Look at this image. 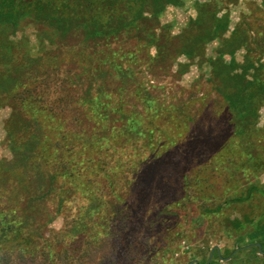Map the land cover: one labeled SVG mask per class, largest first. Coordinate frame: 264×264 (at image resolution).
I'll list each match as a JSON object with an SVG mask.
<instances>
[{"label": "rangeland", "instance_id": "374dc122", "mask_svg": "<svg viewBox=\"0 0 264 264\" xmlns=\"http://www.w3.org/2000/svg\"><path fill=\"white\" fill-rule=\"evenodd\" d=\"M206 2L229 15V27L189 57L182 35ZM103 4L72 1L66 13ZM123 7L111 2L103 13ZM139 24L144 33L129 27L107 37L89 35L86 23L62 32L32 15L16 31L0 25V56L22 65L28 84H39L46 70L54 75L61 63L44 96L72 101L49 119L18 100L0 106V212L21 224L0 237V250L13 252L5 264H264L253 235L264 228V89L257 88L264 68L253 77L257 116L243 119L218 91L212 63L238 25L264 42V0H181ZM246 51H237L238 63ZM126 67L132 79L121 92L119 68ZM136 108L154 127L151 145L150 132L118 138ZM18 111L24 125L38 126L39 138L37 147L25 146L13 133L28 153L22 160L9 135ZM74 135L78 153L57 157L52 141ZM92 137L99 139L94 155L83 149ZM28 162H42L35 175L25 174ZM35 196L44 198L40 211L29 205Z\"/></svg>", "mask_w": 264, "mask_h": 264}, {"label": "trees", "instance_id": "16d2710c", "mask_svg": "<svg viewBox=\"0 0 264 264\" xmlns=\"http://www.w3.org/2000/svg\"><path fill=\"white\" fill-rule=\"evenodd\" d=\"M80 2L88 0H0V25H6L9 29L16 31L20 20L27 16L32 15L35 18H39L48 22L49 25H54L62 32L68 31V25L86 23L89 26V35L97 37H107L110 35H116L125 28L131 27L132 29L139 30L144 33V29L139 23L143 24L153 18L157 19L158 15L166 9L168 5H177L181 0H101L107 4L98 9H83L76 13L75 16H70L66 13L69 2ZM96 1V0H95ZM123 3L125 7L116 8L118 12L111 17L104 14V9L107 8L108 3L111 2ZM51 2V3H50ZM111 8V6H110ZM220 10L209 2L203 3L199 7V15L196 20L185 31L183 36L182 51L189 57H193L205 48V45L213 39L222 37L228 30L230 18L229 15L219 16ZM141 35V34H139ZM147 37H154L152 32H148ZM250 44L255 46V49H249ZM245 47L247 51L244 54L242 63H238L236 60L237 51ZM162 52L166 51L164 46H161ZM230 55L231 60L227 61L225 55ZM4 59V60H2ZM0 106L4 101L16 102L20 101L24 105L33 106L36 112L41 113L46 119L53 117L55 114L65 109L66 105H69L72 101L67 97H58L55 100H50L44 96V90L51 86L55 80L56 74L61 71V63L55 68V74L52 75L47 70L44 72V77L38 84L37 81L32 84H28L27 78L23 71L22 65H18L14 58H8L4 54L0 56ZM264 42L257 39L248 30L242 29L240 25L236 27L232 32L230 38L226 39V43L219 49L217 57L213 59V67L216 75V83L218 91L223 95L228 102V108L230 111L235 112L243 119L256 118V111L260 105V99L254 98L251 94L254 89L253 77L259 78L264 68ZM2 65V67H1ZM4 65V66H3ZM240 69V70H238ZM119 71L126 77V82L121 88V92L124 88L129 86L132 79V70L126 67L124 70L119 68ZM129 80V82H128ZM63 80L62 83H65ZM137 87L140 91H144V94H148L145 91V87L138 84ZM22 86V89L20 88ZM42 88V90H40ZM258 90L264 89V84H258ZM145 102L153 107L156 100L153 97L146 96ZM140 110L135 109L134 115H130L128 118V127L122 131L114 133L112 136L120 135L118 138H123L125 134H143L150 132V136L147 138L148 145L153 143L154 127L148 128L145 126L144 121L141 118ZM20 112L13 113L11 115V121L16 126L13 132H9L11 144L16 145V155L19 158L26 159L27 151L23 148H19L20 143L27 146L29 144L37 147L38 135L36 127L31 123L24 125ZM21 118V120H20ZM153 125V124H152ZM197 127V124H196ZM13 133L20 140V143L16 142L13 138ZM108 137V136H104ZM198 137V135H197ZM214 134H209L207 142L210 143L214 139ZM76 135L71 137H64L55 139L52 141L51 148L55 151L57 157H66V153H72L76 155L78 148L75 146ZM89 142H84L83 149L90 154H95L97 147L96 137L88 138ZM200 140L197 139L196 142ZM67 143V146L63 147ZM68 158V157H66ZM71 162V160H70ZM42 162H36L25 164L29 168L25 174L30 171L31 174L37 173V167L42 166ZM62 166L65 168L69 165L67 160H62ZM44 165V164H43ZM0 180L5 181V177H1ZM258 186H251L250 190L257 189ZM44 198L35 196L33 201L29 202L31 206H38L40 211L44 203ZM258 226V225H257ZM256 226V228H257ZM21 228V224L14 213L7 211L0 212V237L7 236L10 232H18ZM257 241L261 243L264 249V228L253 234ZM259 248V247H258ZM260 251V250H258ZM12 252V251H11ZM10 251L0 250V264H5L7 255L11 254ZM13 253V252H12ZM37 253V252H36ZM35 253V254H36ZM34 254V255H35ZM21 257L26 255L25 251H21ZM64 256L65 252L60 253V256Z\"/></svg>", "mask_w": 264, "mask_h": 264}, {"label": "water", "instance_id": "95a60500", "mask_svg": "<svg viewBox=\"0 0 264 264\" xmlns=\"http://www.w3.org/2000/svg\"><path fill=\"white\" fill-rule=\"evenodd\" d=\"M258 247L260 248V252H264V251L262 250V246H261L260 243H258ZM193 263H198V261H197V260H194L193 262H190V264H193Z\"/></svg>", "mask_w": 264, "mask_h": 264}]
</instances>
